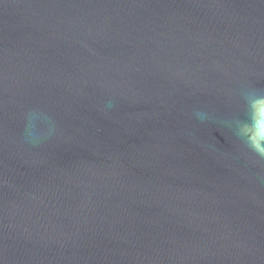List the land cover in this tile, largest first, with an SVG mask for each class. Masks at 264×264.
Masks as SVG:
<instances>
[{
    "label": "water",
    "instance_id": "1",
    "mask_svg": "<svg viewBox=\"0 0 264 264\" xmlns=\"http://www.w3.org/2000/svg\"><path fill=\"white\" fill-rule=\"evenodd\" d=\"M264 0H0V264H264Z\"/></svg>",
    "mask_w": 264,
    "mask_h": 264
},
{
    "label": "clouds",
    "instance_id": "2",
    "mask_svg": "<svg viewBox=\"0 0 264 264\" xmlns=\"http://www.w3.org/2000/svg\"><path fill=\"white\" fill-rule=\"evenodd\" d=\"M246 104L247 120L241 122L246 144L258 156L264 157V92L252 89Z\"/></svg>",
    "mask_w": 264,
    "mask_h": 264
}]
</instances>
